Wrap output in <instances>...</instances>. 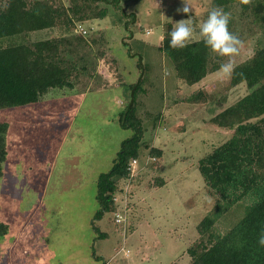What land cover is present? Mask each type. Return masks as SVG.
Segmentation results:
<instances>
[{
  "label": "rangeland",
  "instance_id": "1",
  "mask_svg": "<svg viewBox=\"0 0 264 264\" xmlns=\"http://www.w3.org/2000/svg\"><path fill=\"white\" fill-rule=\"evenodd\" d=\"M188 3L193 42L200 39L199 26L216 4ZM183 6L184 0L100 3L107 8L105 18L77 24L87 31L79 34L95 39L94 74L80 76L73 90L51 89L38 104L0 110V122L10 125L0 177V221L9 230L0 238V264L191 263L188 249L219 201L199 172V160L231 135L211 119L249 89L245 84L232 87L231 78L217 76L228 58L214 53L210 67L216 70L198 84L187 85L177 76L159 47L169 24L174 28L189 18L177 11ZM227 12L229 30L243 41L233 58L236 66L264 45V29L251 23L250 12L239 3ZM67 33L58 27L12 41L35 42ZM141 75L145 93L137 112L146 146L129 178L118 184L116 208L94 220L98 177L110 170L122 141L133 134L120 126L119 116L130 102L129 86ZM152 148L162 156L151 154ZM251 204L247 197L221 215L215 228L225 232ZM95 227L104 238H98Z\"/></svg>",
  "mask_w": 264,
  "mask_h": 264
},
{
  "label": "trees",
  "instance_id": "2",
  "mask_svg": "<svg viewBox=\"0 0 264 264\" xmlns=\"http://www.w3.org/2000/svg\"><path fill=\"white\" fill-rule=\"evenodd\" d=\"M100 3L119 6V0H0V110L35 105L51 89L73 90L80 76H92L96 64L91 42L77 32V24L93 22L107 16ZM240 0H215L216 7L227 12ZM249 11L251 23L264 29V1L241 4ZM127 25V24H126ZM61 27L68 33L35 42H13L36 31ZM169 24L159 50L168 58L177 76L187 85L201 82L212 70V52L201 39L183 49L169 46ZM12 41V42H10ZM101 55L104 52L100 53ZM105 54L103 55V57ZM142 65V56L138 66ZM232 87L245 84L249 92L234 104L212 117L211 123L231 132L230 137L199 160V172L209 191L219 198L215 214L200 228V237L188 249L190 264H264V246L258 241L264 233V45L252 57L237 64L230 77ZM144 78L129 86L130 102L119 116L123 129L131 137L122 141L108 172L97 180L99 209L94 220L116 208L115 196L121 180L130 176L129 164L139 159L143 146V125L138 116L139 97L145 93ZM198 95H194L197 97ZM10 125L0 122V177L8 156L7 134ZM161 157L162 152L151 149ZM162 185V184H161ZM247 197L243 217L225 232L215 226L219 217L228 214ZM209 219V218H208ZM7 223L0 221V238L8 233ZM98 238H104V233ZM96 254L94 253V256ZM99 259V257H95ZM176 264V263H173Z\"/></svg>",
  "mask_w": 264,
  "mask_h": 264
},
{
  "label": "clouds",
  "instance_id": "3",
  "mask_svg": "<svg viewBox=\"0 0 264 264\" xmlns=\"http://www.w3.org/2000/svg\"><path fill=\"white\" fill-rule=\"evenodd\" d=\"M240 3L248 5L251 0H240ZM177 11L183 12L189 18L181 19L175 23V27L169 34V46L173 49H183L191 42L194 33L191 15H189L192 8L188 0H184V6ZM230 19V13L222 7H214L208 13L207 19L199 26V38L205 46L212 53L228 58L217 71V76L221 79L232 76L235 69L233 58L240 53L243 47V41L229 30ZM258 243L264 246V233L261 234Z\"/></svg>",
  "mask_w": 264,
  "mask_h": 264
},
{
  "label": "built area",
  "instance_id": "4",
  "mask_svg": "<svg viewBox=\"0 0 264 264\" xmlns=\"http://www.w3.org/2000/svg\"><path fill=\"white\" fill-rule=\"evenodd\" d=\"M77 31H79V33L81 32L82 34H86V33H87V31H86L85 29H83L82 27H79V29H77ZM136 162H137L136 159H133V160L130 162V164H129V168H128V170L130 171V173H131V171H132L133 165H134ZM116 222H117V223H121V222H122L121 215H119V214L116 215Z\"/></svg>",
  "mask_w": 264,
  "mask_h": 264
},
{
  "label": "crops",
  "instance_id": "5",
  "mask_svg": "<svg viewBox=\"0 0 264 264\" xmlns=\"http://www.w3.org/2000/svg\"><path fill=\"white\" fill-rule=\"evenodd\" d=\"M96 259V258H95Z\"/></svg>",
  "mask_w": 264,
  "mask_h": 264
}]
</instances>
